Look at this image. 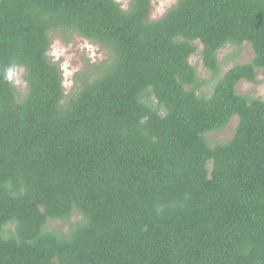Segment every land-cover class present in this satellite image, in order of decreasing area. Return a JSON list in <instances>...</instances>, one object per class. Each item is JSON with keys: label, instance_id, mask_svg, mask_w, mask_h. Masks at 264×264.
<instances>
[{"label": "trees", "instance_id": "16d2710c", "mask_svg": "<svg viewBox=\"0 0 264 264\" xmlns=\"http://www.w3.org/2000/svg\"><path fill=\"white\" fill-rule=\"evenodd\" d=\"M150 10L0 0V264H264V101L236 93L264 71V0H178L153 22ZM52 34L109 55L68 96ZM196 42L212 78L225 46L253 57L199 96Z\"/></svg>", "mask_w": 264, "mask_h": 264}, {"label": "rangeland", "instance_id": "374dc122", "mask_svg": "<svg viewBox=\"0 0 264 264\" xmlns=\"http://www.w3.org/2000/svg\"><path fill=\"white\" fill-rule=\"evenodd\" d=\"M115 1L125 10L131 0ZM177 1L178 0H151V10L147 21L153 22L161 18ZM194 45L196 46V53L189 58V63L194 67L198 79L204 82V86L197 92L199 96H209L218 78L222 77V75L233 66L250 62L253 57V51L247 43L241 46L237 55V48L229 45L225 46L217 53V60L220 66L219 74L215 78H212L211 73L204 69L201 62L200 52L202 50V45L199 42L194 43ZM48 55L49 58L60 66L63 74V88L67 96L72 93L77 85V77L80 74L94 72V66L101 65L109 59L108 52L98 45L92 44L77 36H71L69 42L65 43L61 37L56 34L51 35V46ZM17 71L23 81V70L17 69ZM15 89L21 97L25 95L26 84L24 83L23 86L15 87ZM236 93L252 99L258 98L264 101V71H258L256 84L240 82L236 86ZM236 124L237 119L234 117L223 130L208 133L205 135V139L210 146L227 142L231 138ZM77 221H79L78 217H72L69 223L50 222L47 230L67 233L70 226Z\"/></svg>", "mask_w": 264, "mask_h": 264}, {"label": "clouds", "instance_id": "9594fccd", "mask_svg": "<svg viewBox=\"0 0 264 264\" xmlns=\"http://www.w3.org/2000/svg\"><path fill=\"white\" fill-rule=\"evenodd\" d=\"M3 80L4 82L13 85L14 87L23 86L25 82H23L20 78V74L17 71L16 66H10L6 69V71L3 74Z\"/></svg>", "mask_w": 264, "mask_h": 264}]
</instances>
